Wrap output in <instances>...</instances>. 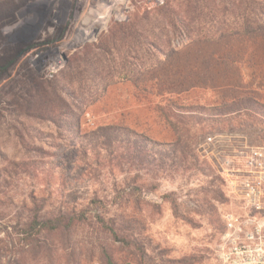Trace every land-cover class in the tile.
Here are the masks:
<instances>
[{"label":"rangeland","instance_id":"rangeland-1","mask_svg":"<svg viewBox=\"0 0 264 264\" xmlns=\"http://www.w3.org/2000/svg\"><path fill=\"white\" fill-rule=\"evenodd\" d=\"M185 1L163 0L159 6L156 0H33L1 27L0 57L18 52L20 56L9 78L0 81V228L25 217L31 198L46 213L86 207L97 198L106 207L102 217L115 226L120 241L90 223L47 237L39 251L1 256L0 264L16 259L20 264H103L105 257L116 264H213L223 217L241 214L238 185L228 179L226 163L241 169L249 150L264 149V123L240 118L194 128L191 158L176 161L172 168L167 162L160 169L154 165L142 171L134 166L126 175L116 170L108 174L93 157L83 158L78 152L92 131L115 122L116 113L131 109L132 90L127 83L102 94L105 75H91L86 66L117 62L123 56L129 63H145L143 52L153 36L158 42L167 39V21L156 13L168 2L186 31L194 29L191 37L209 29V25L197 28L207 23V16L197 9L187 11ZM115 25L124 26L113 31L106 50L102 42ZM118 29L122 32L116 33ZM183 32L172 43L180 49L188 45L189 36ZM43 43V48L38 47ZM212 48L217 55L219 47ZM72 59L80 63V70L62 82ZM51 90L74 98L73 109L59 108L61 115L54 121L40 115L39 107L30 110L18 101L51 96ZM192 95L206 104L217 98L212 90ZM116 101L120 108H113ZM121 102H127L125 107ZM70 125L76 128L73 134ZM170 137L163 133L153 140L168 144ZM125 178L140 189L141 199L113 203L114 189L128 192L121 185Z\"/></svg>","mask_w":264,"mask_h":264},{"label":"trees","instance_id":"trees-1","mask_svg":"<svg viewBox=\"0 0 264 264\" xmlns=\"http://www.w3.org/2000/svg\"><path fill=\"white\" fill-rule=\"evenodd\" d=\"M27 1L33 0H0V29L14 21L16 10ZM172 6L168 2L156 13L167 21L169 31L165 42H158L153 36L149 49L143 52L145 63H129L123 56L117 62L86 66V72L91 75H105L101 79L102 94L118 84L127 83L132 90L129 94L131 109L116 113L115 122L97 127L78 149L83 158L93 157L97 166H102L108 174L116 170L123 175L134 166L144 171L154 165L160 169L159 166L167 162L170 168L176 161L182 163L191 158V133L202 125L223 124L240 118L264 123V0H186L187 11L197 9L207 16V23L197 28L209 25V29L193 37L194 29L186 31ZM187 19L188 16L184 21ZM189 21L191 23L193 19ZM119 26L110 29L107 39L102 42L106 50L114 39L113 31ZM119 29L116 33L122 32ZM183 31L189 36L188 45L180 49L172 43L184 35ZM238 45L243 49H236ZM213 46L219 47L217 55H213ZM19 56L18 52L0 57V81L9 78ZM183 57L185 61L181 62ZM80 67V63L72 59L61 81L66 82ZM207 90H212L217 97L211 104L192 95ZM27 98H18V101H23L22 105L30 110L39 107L36 111L51 116V121L61 115L59 108L73 109L74 98L57 95L52 90L51 96L44 94L37 100L33 96ZM126 104L124 102L121 108ZM22 105L19 108L25 111ZM116 105L120 108L121 104L116 101L113 108ZM68 130L73 134L76 128L70 125ZM163 133L170 134V143L160 144L153 140L154 136L160 137ZM155 146L169 149L157 151ZM121 185L128 192L114 189L113 203L141 199L140 189L133 186V181L128 182L125 178ZM103 204L102 200L94 198L86 207L46 213L45 208L36 206L31 198V208H26L25 217H17L12 224L0 228V257L39 251L45 248L47 237L66 234L90 223L120 241L115 226L106 223L102 217V212L106 213ZM11 264L20 262L16 259ZM103 264L116 263L105 257Z\"/></svg>","mask_w":264,"mask_h":264},{"label":"built area","instance_id":"built-area-1","mask_svg":"<svg viewBox=\"0 0 264 264\" xmlns=\"http://www.w3.org/2000/svg\"><path fill=\"white\" fill-rule=\"evenodd\" d=\"M226 167L228 179L238 185L241 214L223 217L213 264H264V149L249 150L241 169H234L230 161Z\"/></svg>","mask_w":264,"mask_h":264}]
</instances>
